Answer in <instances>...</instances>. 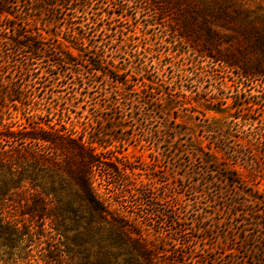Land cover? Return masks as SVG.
I'll return each instance as SVG.
<instances>
[{
    "label": "rangeland",
    "instance_id": "1",
    "mask_svg": "<svg viewBox=\"0 0 264 264\" xmlns=\"http://www.w3.org/2000/svg\"><path fill=\"white\" fill-rule=\"evenodd\" d=\"M197 1L220 52L264 35V0ZM72 3L58 28L35 12L16 31L0 17V135L33 125L93 143V187L123 230L91 217L61 151L20 148L26 185L57 216L21 231L0 264H264V72L199 56L206 34L186 32L184 2Z\"/></svg>",
    "mask_w": 264,
    "mask_h": 264
},
{
    "label": "trees",
    "instance_id": "2",
    "mask_svg": "<svg viewBox=\"0 0 264 264\" xmlns=\"http://www.w3.org/2000/svg\"><path fill=\"white\" fill-rule=\"evenodd\" d=\"M178 1L184 2L192 9V13L189 16H183L181 22L186 32H193L195 25L198 27L201 25H199V18H204L203 10L198 3L196 5L197 0ZM67 2L72 5L74 0H0V17H4L10 22L8 25L10 30L16 31L21 14H24L26 18L35 12L38 13L36 14L38 17L43 16L52 23L54 28H58V22L62 16L61 11ZM227 9H221V13L225 16L228 14ZM236 9H240V6H237ZM74 10L76 8L72 11ZM219 12L220 10L217 13ZM199 28L206 34L205 41L198 44L199 56L209 58L213 63H218L226 69H235L242 77L259 75L264 72V35H255V39H253V35H243L244 42L250 43L249 46H240V49L234 51L220 52L217 48L218 35L215 34L212 27L206 25ZM242 31L244 34L247 29L242 28ZM53 32L56 34L55 30ZM249 48H258L262 55L256 60L247 58L246 52ZM31 126L30 130L24 127L19 131L6 128L5 134L0 135V249L3 247L14 249L15 244L20 240L18 235L21 231L32 229V225L36 223H40L41 227L47 220L55 222L54 219L57 216L55 206L51 205L49 200H44L43 197L39 196L37 191L31 188L33 186L28 187L26 185L27 180L30 183L32 181L28 177H24L21 167L18 166V158L22 157L23 160H26V157L21 154L20 148L25 151L30 146L43 145L46 148L61 151L64 155L65 166L73 178L76 196L81 204L85 205L91 217L99 223L107 222L108 217L111 216L92 183V168L95 166L93 143L75 138L72 134L64 132V129H51L49 131L43 127ZM29 156L34 165L45 161L36 152L30 153ZM222 174L226 182H234L233 177H229L230 173L224 172ZM112 221L114 227L121 232L123 230L121 223L116 218H113ZM133 249L141 255H146V249L137 241H133ZM17 262L18 260L14 264ZM148 264H185V262L176 259L171 263H163L157 259L154 261L151 257V263Z\"/></svg>",
    "mask_w": 264,
    "mask_h": 264
}]
</instances>
